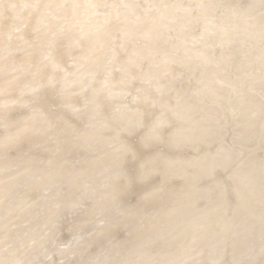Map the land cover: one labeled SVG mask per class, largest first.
I'll list each match as a JSON object with an SVG mask.
<instances>
[{
	"label": "clouds",
	"instance_id": "9594fccd",
	"mask_svg": "<svg viewBox=\"0 0 264 264\" xmlns=\"http://www.w3.org/2000/svg\"><path fill=\"white\" fill-rule=\"evenodd\" d=\"M0 264H264V0H0Z\"/></svg>",
	"mask_w": 264,
	"mask_h": 264
}]
</instances>
